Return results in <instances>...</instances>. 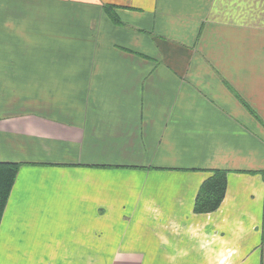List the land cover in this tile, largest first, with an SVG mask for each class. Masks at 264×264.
Returning a JSON list of instances; mask_svg holds the SVG:
<instances>
[{"label": "crops", "instance_id": "0c3cea01", "mask_svg": "<svg viewBox=\"0 0 264 264\" xmlns=\"http://www.w3.org/2000/svg\"><path fill=\"white\" fill-rule=\"evenodd\" d=\"M0 163V264H264V0H0Z\"/></svg>", "mask_w": 264, "mask_h": 264}, {"label": "trees", "instance_id": "16d2710c", "mask_svg": "<svg viewBox=\"0 0 264 264\" xmlns=\"http://www.w3.org/2000/svg\"><path fill=\"white\" fill-rule=\"evenodd\" d=\"M116 22V21H115ZM17 165L0 163V219L17 173ZM225 171H211V177L200 187L195 199L194 212L207 214L220 206L226 191ZM264 179V173H262Z\"/></svg>", "mask_w": 264, "mask_h": 264}]
</instances>
